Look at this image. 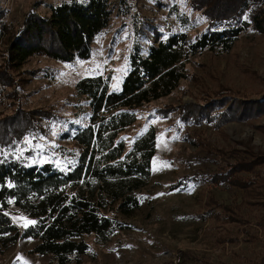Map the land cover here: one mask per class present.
Returning a JSON list of instances; mask_svg holds the SVG:
<instances>
[{
  "label": "trees",
  "instance_id": "trees-1",
  "mask_svg": "<svg viewBox=\"0 0 264 264\" xmlns=\"http://www.w3.org/2000/svg\"><path fill=\"white\" fill-rule=\"evenodd\" d=\"M191 5L206 18L205 29L195 39L185 31L159 38L147 55L136 46L120 91H110V76L84 77L76 83V93L89 102L91 116L73 136L81 153L72 170L50 162L29 164L16 153L28 134L42 129L50 111L26 110L14 102L15 91L7 93L15 113L0 119V247L20 237L33 238L39 240L33 253L53 255L56 264H80L91 247L86 237L104 244L117 230L129 228L116 215L130 217L143 204L139 191L152 177L157 131L151 126L129 151L125 141H118L120 133L137 121L138 109L169 96L189 77L193 56L205 49L230 52L249 30L264 34V0H192ZM37 7L16 24L8 21L0 1L3 88L16 83L13 73L34 57L63 62L90 58L94 37L109 26L116 7L119 12L129 11L126 0L118 5L113 0H63L49 4L48 14ZM178 16L184 23L189 21ZM38 72L32 73L39 76ZM163 110L165 117L177 110L185 123L205 121L220 129L231 121L264 117V95L237 92ZM230 154L232 160L209 179L238 188L242 202L225 204L211 193L200 215L218 225L240 223L246 232L252 227L264 229V150L248 143ZM11 206L36 223L27 228L16 225L9 215Z\"/></svg>",
  "mask_w": 264,
  "mask_h": 264
},
{
  "label": "rangeland",
  "instance_id": "rangeland-1",
  "mask_svg": "<svg viewBox=\"0 0 264 264\" xmlns=\"http://www.w3.org/2000/svg\"><path fill=\"white\" fill-rule=\"evenodd\" d=\"M0 1L8 21L22 24L36 6L37 11L48 14L49 4L63 0ZM113 1L118 5L120 0ZM126 1L129 11L119 12L116 7L109 26L94 37L90 58L63 62L34 57L13 73L16 83L10 88L0 86V119L15 113L14 102L26 110L41 107L50 111L42 129L26 136L32 146L24 144L25 137L16 149L29 164L50 162L68 171L78 163L81 148L73 136L88 125L91 116L89 102L76 93L80 79L110 76V91L118 92L131 69L136 46L147 55L159 38L185 31L195 39L207 25L206 18L193 9L192 0ZM178 15L187 16L189 21L184 23ZM2 58L0 54V61ZM33 71H39V76ZM188 72L189 77L172 94L138 109L137 121L118 136L129 151L139 137L155 127L157 151L152 177L139 191L141 208L130 217L116 215L129 228L117 230L104 244L96 243L93 236L86 237L91 247L80 264H264V229L252 227L246 232L240 223L218 225L200 215L211 193L225 204L242 202L238 188L212 182L209 177L232 160L230 153L235 149L249 143L264 150V117L231 121L215 129L205 121L185 123L177 110L168 117L163 114L169 107L237 92L264 95V34L252 30L242 33L227 53L203 50L191 58ZM9 91H15L14 102L7 96ZM37 144L41 149L35 148ZM19 149L25 150L21 154ZM9 215L21 228L31 220L15 206L10 207ZM38 242L20 237L0 247V264H56L53 255L32 252Z\"/></svg>",
  "mask_w": 264,
  "mask_h": 264
},
{
  "label": "snow or ice",
  "instance_id": "snow-or-ice-1",
  "mask_svg": "<svg viewBox=\"0 0 264 264\" xmlns=\"http://www.w3.org/2000/svg\"><path fill=\"white\" fill-rule=\"evenodd\" d=\"M24 144L27 145V146H32L31 145V140L29 138H27V137L24 139ZM35 148L41 149V145L37 144V145H35ZM24 150L25 149H19V151L21 152V154L23 153ZM8 186L11 187L12 185H8ZM12 202L13 201H11V200L8 201V203H12ZM5 214H7V213H5ZM35 223H36V221L29 220V221H26L22 226L25 227V228H27L29 225H34ZM17 259L19 260L21 258L18 257Z\"/></svg>",
  "mask_w": 264,
  "mask_h": 264
},
{
  "label": "built area",
  "instance_id": "built-area-1",
  "mask_svg": "<svg viewBox=\"0 0 264 264\" xmlns=\"http://www.w3.org/2000/svg\"><path fill=\"white\" fill-rule=\"evenodd\" d=\"M179 260H178V262H180V258H178Z\"/></svg>",
  "mask_w": 264,
  "mask_h": 264
}]
</instances>
